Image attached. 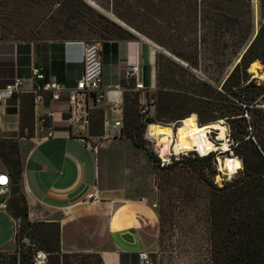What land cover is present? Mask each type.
Masks as SVG:
<instances>
[{
	"label": "rangeland",
	"instance_id": "rangeland-1",
	"mask_svg": "<svg viewBox=\"0 0 264 264\" xmlns=\"http://www.w3.org/2000/svg\"><path fill=\"white\" fill-rule=\"evenodd\" d=\"M84 1L90 7L85 6L81 0H0V36L31 38L37 40L38 48L41 49L49 39H80L87 43L116 37L118 27L122 26L132 32L133 36L143 37L156 54L155 87L147 92V97L153 98V107L148 111V116L154 114L160 92L169 90L172 93L169 95L172 97V105L183 108L185 112H193L182 119L180 131L188 127L190 118L196 124H200L195 119L196 111L204 122L217 117L228 120L223 115L224 112L208 106L205 99L199 95L200 92L205 91L199 81L206 80L219 89L233 66L237 53L229 41L228 32L222 40L211 39L204 42L198 37L196 43L189 46L186 44L187 39H179L175 36L176 30L173 29L172 23L163 21L160 14H155L153 21L144 14L145 10L161 13L174 8L172 4L167 3V0ZM184 8L187 9V5H184ZM131 22L140 29L133 27ZM122 34L126 35L123 32ZM184 48H188L189 54L193 50L199 51L196 67L190 66L184 58L176 54L177 49L184 50ZM257 61L258 71H264V64L259 59ZM249 66L246 69L248 79L254 77L257 84L263 83L264 77L253 75ZM208 94L215 96L210 91ZM255 101L251 107L256 109L251 112L248 110V114L243 112L246 116L244 122L248 124V121H254L256 127L247 125L248 132L253 130L255 133L257 130L259 134L264 135V97L259 96ZM140 102L138 91H124L125 114L122 130L130 123L136 124L135 128L141 132L143 144L135 145V152L124 160L121 174L125 180L130 179L132 172H129V169L132 165L135 164L140 168L134 199L145 198V204L152 209L151 218L144 217L146 231L154 237V242L148 249L150 258L146 264H216L215 254L220 250L214 247V238L215 244L221 246L223 250L229 252L233 249L228 237L222 238V232L231 224L229 214L233 213V210L224 213L220 229L213 219L211 196L216 192L214 186H221L223 181L230 180L233 174L222 172L218 167V159L213 155L205 165L190 152L173 166L154 168L151 144L143 137L147 124L140 120ZM179 119H171L167 122L171 124L170 122ZM210 135L215 137L217 130L211 128ZM255 136L258 137L256 134ZM0 150L7 154L10 162L15 163V171L21 169L23 152L20 151L18 142H0ZM215 154L218 158H223L228 153L219 154L216 151ZM217 174L220 176L217 177ZM16 191L12 199L15 205L10 210L23 212L26 205L20 179ZM100 205L99 201H91L84 203L83 208L87 210L96 208L102 211ZM16 221L18 227L15 244L0 249L3 264L12 263L13 254L18 258L19 249H25L27 257L31 255L32 264H47L48 258L54 259L56 252L53 250L57 248L56 227L42 223L44 220L26 223L17 217ZM13 227L12 224L11 231L12 229L14 231ZM5 229L8 230V226L0 223V236ZM76 234L75 238L81 243L82 248L62 250L59 244L60 252H96L91 247L105 245L107 241L106 235L96 231L92 232V236L88 233L86 236ZM222 254L218 253L220 256ZM65 258L62 256L60 260L64 261ZM90 259L94 261L95 257ZM67 264L84 263L77 256L68 257Z\"/></svg>",
	"mask_w": 264,
	"mask_h": 264
},
{
	"label": "crops",
	"instance_id": "crops-1",
	"mask_svg": "<svg viewBox=\"0 0 264 264\" xmlns=\"http://www.w3.org/2000/svg\"><path fill=\"white\" fill-rule=\"evenodd\" d=\"M96 42L106 98L90 104L87 135L92 140L99 138L97 149L91 150L72 135L64 93L60 99L50 100L49 91H45L44 100L35 105L28 90L30 84L19 95L0 101V140L18 142L23 152L19 179L27 217L31 221H57L62 250L81 249L75 234L92 236L96 231L106 235L107 241L91 249L101 255L105 264H141L138 252L150 249L154 242L144 226V217L151 218L152 209L145 204V198L134 199L140 168L132 165L130 179L125 180L121 174L124 160L132 156L136 144L122 132L123 122L116 125L114 121H122L125 114L124 68L130 62L138 63V78L147 88L133 91H138L139 101H143L155 87L156 54L141 36L102 38ZM85 44L80 39H49L40 49L37 40L31 38L0 36V83L14 76L28 77L30 67L35 65L46 74H54L64 85H74L82 72ZM37 83L33 81L32 85ZM50 108L54 110V134L42 138L46 128L39 125L37 116ZM2 154L6 155L0 152V169L7 171L10 184L4 195L6 205L0 204V223L8 226L1 233L0 249L15 244L17 217L16 211L10 209L15 205L12 199L19 180ZM94 192L100 198L102 211L83 208L88 203L84 198Z\"/></svg>",
	"mask_w": 264,
	"mask_h": 264
},
{
	"label": "trees",
	"instance_id": "trees-1",
	"mask_svg": "<svg viewBox=\"0 0 264 264\" xmlns=\"http://www.w3.org/2000/svg\"><path fill=\"white\" fill-rule=\"evenodd\" d=\"M81 2L90 7L84 0ZM167 3L172 4L174 8L161 13L145 10L144 14L152 21L155 14H160L163 21L172 23L173 29L176 30L175 36L179 39H187L186 44L189 46L196 43L198 37L204 42L211 39L222 40L228 32L229 41L237 53L236 59L239 58L238 61L235 59L232 68L222 81L221 88H215L206 80L199 81L205 89L204 92L199 93L200 97L205 99L208 106L216 107L224 112L223 115L228 119L221 118L223 119L221 120L217 117L212 120L224 121L229 136L234 140L231 147L232 153L238 156L242 163V167L232 173L230 180H224L221 186H214L216 192L211 196L212 213L216 226H220L226 211L233 210V213L229 214L231 224L222 232V238L228 237L233 249L229 252L223 250L221 246L215 244L214 238V247H218L220 250L218 253H223L221 256L218 253L215 254V263L264 264V135L259 134L257 130L255 133L253 130L248 132L247 125L255 128L256 123L254 121H248V124L244 122L246 116L243 114V112L248 114V110L251 112L256 109L251 107V104L256 102L259 96L264 97V82L257 84L254 77L248 79L246 71L250 63L252 66L258 62L257 59L264 64V0H167ZM184 5H187V9ZM131 25L140 29L132 22ZM133 35L126 28L119 26L116 37ZM188 52V48L176 50L177 55L184 58L190 66L196 67V57L199 51L193 50L191 54ZM209 91L215 96H209ZM160 93V98L155 103L154 114L148 116V122L162 123L180 118L174 121L176 124L193 113L185 112L183 108L172 105V97L169 96L172 93L169 90H163ZM195 113L197 115L195 119L200 124L209 122L202 121L199 112ZM135 125L130 123L122 132L129 136L134 144L142 145L141 132L136 130ZM0 142L5 141L0 140ZM189 152L193 153L198 160L203 161L205 165L209 163L212 155L216 159L215 151L200 155L195 150L189 149L179 159L160 167L155 163L156 157L151 150L154 168L173 166ZM222 153L229 154V150ZM2 157L7 165L16 169L15 163L8 160L7 154H2ZM20 170L15 171L16 179L20 178ZM14 214L26 223L34 222L26 218V209ZM42 223L54 225L57 230V248L53 250L56 256L52 260L48 258L47 264H67L68 257L77 256L84 264H105L98 252H60L59 223L57 221H43ZM18 251H20L19 257L13 254L14 260L10 264H32L31 255L27 257L25 249ZM62 256L66 257L64 261L60 260ZM91 257H95V260L92 261ZM0 264H3L1 258Z\"/></svg>",
	"mask_w": 264,
	"mask_h": 264
},
{
	"label": "built area",
	"instance_id": "built-area-1",
	"mask_svg": "<svg viewBox=\"0 0 264 264\" xmlns=\"http://www.w3.org/2000/svg\"><path fill=\"white\" fill-rule=\"evenodd\" d=\"M82 72L77 78L74 85L66 86L63 83L57 81L54 74H46L41 67L32 65L30 67V75L28 77L14 76L11 80L4 83H0V101L10 96H17L20 92L26 90V85L30 84L31 88L28 89L33 95V101L36 105L42 102L45 97V91H49L50 100H57L62 97L64 93L65 98L69 104L68 109V123L69 128L77 139L84 142L85 146L95 151L97 149L99 138L92 140L87 135V130L90 124V104H95L103 101L106 98V88L102 84V62L100 59V47L96 41L87 42L84 45L83 55L81 58ZM139 65L137 62H130L123 71V78L125 80L122 86L125 90H140L146 89L143 81L138 78ZM38 82L32 85V82ZM116 87L119 84L115 85ZM154 88V87H153ZM153 88H151L153 90ZM151 90V91H152ZM153 107V98L146 97L139 104L140 120L147 124L143 137L151 144V150L155 154V163L160 166H166L174 160L181 157L183 153H186L189 149L175 150L173 148L172 140L174 138L173 132L165 134L168 138V143H162L160 137L155 134H150L148 125L150 122L148 119V111ZM53 118L54 110L52 108L46 110L43 113L38 114L37 121L41 127L46 128L42 138H48L53 136ZM116 125H121V119L114 121ZM173 129L175 122H170ZM208 130V136L211 140L217 143L218 148L211 150L218 151L221 154L223 151L229 150L232 153V145L234 140L229 136L227 127L225 128L224 136L219 137L218 134L215 137L210 135ZM225 142V147H220V142ZM198 154L202 155L198 150L194 149ZM207 154V153H206ZM216 158L218 156L216 154ZM10 184V176L7 171L0 169V204L6 205L4 195L6 194ZM100 198L94 193L88 194L84 201H98ZM65 208H68L66 206ZM141 264L149 262V252L146 249H142L138 252Z\"/></svg>",
	"mask_w": 264,
	"mask_h": 264
},
{
	"label": "bare ground",
	"instance_id": "bare-ground-1",
	"mask_svg": "<svg viewBox=\"0 0 264 264\" xmlns=\"http://www.w3.org/2000/svg\"><path fill=\"white\" fill-rule=\"evenodd\" d=\"M239 60V59H238ZM237 60V61H238ZM258 62L254 65L250 66L251 72H253V75H257L260 77H264V71L259 72L258 71ZM189 124L187 128H184L183 131L179 130V126L181 124V130H182V119L174 124V127L172 129L171 124L169 122L167 123H161V122H150L148 125V131L150 134H155L160 137V141L162 143L167 144L168 138L165 134H169L173 132V148L175 150L179 149H196L201 154L209 153L211 150L218 148L217 143H215L213 140H211L208 136V130L210 128H215L217 130V134L219 137L224 136L226 125L224 121L221 120H212L205 124H196L193 122V120L189 119ZM176 126V127H175ZM183 132V133H182ZM220 147H225V142H220ZM218 167L221 169L224 173H234L237 168L242 167L241 160L238 156H236L234 153H229L225 155V157L218 158ZM220 176L217 174V177Z\"/></svg>",
	"mask_w": 264,
	"mask_h": 264
}]
</instances>
